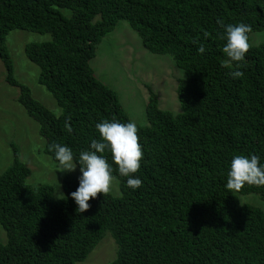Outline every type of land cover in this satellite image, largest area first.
I'll return each mask as SVG.
<instances>
[{
	"label": "trees",
	"instance_id": "1",
	"mask_svg": "<svg viewBox=\"0 0 264 264\" xmlns=\"http://www.w3.org/2000/svg\"><path fill=\"white\" fill-rule=\"evenodd\" d=\"M218 20L250 25V43L253 33L264 31V0H0L5 81L19 90L17 103L38 124L44 152L55 162L53 143L78 157L99 139L96 123L131 121L90 66L120 21L146 51L169 55L183 72L178 113L161 109L147 87V124L137 125L143 159L135 175L142 186L127 187L106 152L118 192L98 193L83 213L71 197L81 173L65 176L63 196L56 198L50 185L27 183L30 169L19 146L10 144L13 162L0 175V226L7 238L0 242V264H78L107 234L117 246L109 264H264V186L226 188L234 155L256 154L264 164V42L250 43L244 76L233 79ZM14 30L51 35L24 51L57 110L16 79L6 46Z\"/></svg>",
	"mask_w": 264,
	"mask_h": 264
},
{
	"label": "rangeland",
	"instance_id": "2",
	"mask_svg": "<svg viewBox=\"0 0 264 264\" xmlns=\"http://www.w3.org/2000/svg\"><path fill=\"white\" fill-rule=\"evenodd\" d=\"M63 13L69 15L67 10ZM50 40V34L14 30L8 33L6 46L14 63L16 79L27 85L32 96L47 109L57 110L53 97L38 83L39 68L27 59L24 51L27 44ZM261 42H264V31L250 36L251 45ZM90 66L96 78L117 93L130 120L137 125L147 124V87L158 95L161 109L172 113L180 111L176 88L178 80L183 78V72L175 66L169 55H153L146 51L138 35L125 21H120L114 32L98 45ZM5 78V68L0 61V175L13 162L10 144L15 143L20 148L22 162L30 169L27 183L31 186L50 185L54 196L60 198L63 196V178L78 175L79 169L76 167L72 172L58 170V163L44 152L46 142L39 135L38 124L17 103L19 90L8 85ZM110 192L117 194L115 182ZM253 203L263 206L256 199ZM109 236L107 234L86 260L78 264H109L115 260L117 246ZM6 241L5 231L0 226V242L5 244Z\"/></svg>",
	"mask_w": 264,
	"mask_h": 264
},
{
	"label": "clouds",
	"instance_id": "3",
	"mask_svg": "<svg viewBox=\"0 0 264 264\" xmlns=\"http://www.w3.org/2000/svg\"><path fill=\"white\" fill-rule=\"evenodd\" d=\"M217 23L223 29L219 38L225 42L222 48L227 57L224 66L232 69L229 75L233 79L242 78L244 72L241 69L247 66L246 54L251 46L248 35L252 31L251 26L243 22L225 25L222 20ZM205 51L201 43L198 53L203 55ZM65 126L70 133L72 128L67 122ZM95 129L99 139H93L89 149L81 151L78 157H74L67 145L53 143L49 146L58 162V170L72 172L79 165L81 175L78 177V188L71 193L79 213L90 208L89 200L96 198L98 193L105 195L112 190L116 177L112 175V164L103 155L106 152L111 154L112 163L118 166L119 175L126 178L127 187L135 191L142 186L141 178L135 175L143 159L136 122L121 123L116 119H103L95 124ZM260 160L261 157L256 154L234 155L229 164L226 188L239 191L245 184L264 186V164Z\"/></svg>",
	"mask_w": 264,
	"mask_h": 264
}]
</instances>
